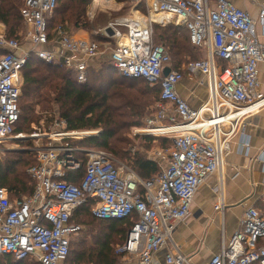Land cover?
<instances>
[{
	"label": "built area",
	"instance_id": "obj_1",
	"mask_svg": "<svg viewBox=\"0 0 264 264\" xmlns=\"http://www.w3.org/2000/svg\"><path fill=\"white\" fill-rule=\"evenodd\" d=\"M57 1L25 0L21 9L29 28L25 43L9 40L0 31V50L6 51L0 55V156L9 152L3 147L7 141L28 139L14 133L21 116L23 72L29 61L58 63L84 85L89 62L100 55L97 42L74 39L62 29L50 38L48 21ZM129 1L144 3L149 17L120 19L106 27L112 29L111 36L106 28L100 33L121 76L161 87L153 115L134 128L133 135L169 141L171 148L160 149L152 157L167 159L166 168L144 181L132 166L121 165L108 152L76 145V141L98 137L99 130L70 131L62 120L58 132L45 134L49 145L28 150L34 152L36 161L27 170L34 183L33 194L20 199L15 191L0 186V257L65 264L72 240L85 230L72 217L95 201L92 215L97 219L138 218L126 243L117 250L123 264H151L153 256L169 246L167 264H192L175 246L173 235L190 216L201 186L215 175L221 180L239 124L264 108L260 91L264 0H239L254 6L256 17L238 6L237 0ZM160 14L185 28L191 44L204 51L205 57L181 71L172 70L168 50L154 43V17ZM167 67L171 72L164 77ZM186 75H198L208 86V97L197 108L190 107L177 91ZM219 192L215 211L224 220L222 188ZM263 240L264 212L250 208L208 264H264Z\"/></svg>",
	"mask_w": 264,
	"mask_h": 264
},
{
	"label": "trees",
	"instance_id": "obj_2",
	"mask_svg": "<svg viewBox=\"0 0 264 264\" xmlns=\"http://www.w3.org/2000/svg\"><path fill=\"white\" fill-rule=\"evenodd\" d=\"M92 1L58 0L54 16L48 21L49 36L52 37L53 31L60 26L67 33H70L71 26L76 31L82 29L81 20ZM115 1L122 3L127 0ZM23 5L24 0H0V23L5 26L9 40H20ZM154 27L158 42L166 45L170 58L174 59V65L171 59L172 70L181 71L183 66L204 58L202 51L191 44L186 29L172 25L162 27L157 24L153 25V30ZM84 28L88 29L87 26ZM184 31L187 36L182 35ZM2 51L0 50V54ZM218 62L221 63V60ZM65 69L36 58L29 61L24 69L23 95L20 100L22 110L15 134L31 132L33 124L38 125L44 116L50 122V116H53L52 113L56 110L60 120L66 121L70 131H100L98 137L80 142L81 147L101 149L129 161L144 181L157 177L160 173L158 164L139 155L132 156L128 151L130 141L119 134L140 127L143 119L154 112L153 108L161 96V87L151 86L143 79H130L119 75L111 58L104 59V65L99 71L91 70L89 81L84 85L78 84L73 72ZM144 141L158 142L163 148L171 147V143L166 140L145 138ZM9 153L17 159L0 161V186L15 191L20 199L31 196L34 191L33 181L25 173L17 171L22 162L31 163L27 159L28 154H6ZM35 163L33 159L25 168V172ZM83 171L84 168L81 172ZM94 206L95 201H89L82 206L74 213L72 222L82 226H99L100 230L93 234L95 244L87 245L82 239L77 245L78 249L72 252L73 239L65 264H123V256L116 254L117 250L113 246L122 247L126 243L128 234L138 218L132 216L123 220H100L92 215ZM262 211L264 212V207ZM260 244L264 245V240ZM0 264L40 263L33 260L16 261L12 256H2Z\"/></svg>",
	"mask_w": 264,
	"mask_h": 264
},
{
	"label": "crops",
	"instance_id": "obj_3",
	"mask_svg": "<svg viewBox=\"0 0 264 264\" xmlns=\"http://www.w3.org/2000/svg\"><path fill=\"white\" fill-rule=\"evenodd\" d=\"M236 4L242 8H247L256 17L257 9L254 6L239 0L236 1ZM155 17L157 20L163 18L161 15ZM23 23L26 25L24 20ZM159 24L176 26L173 18L167 19L166 22H159ZM58 29L66 32L60 26L53 31L54 33L50 38H54ZM0 31L6 35V28L1 23ZM100 31L94 32L95 34L91 38L87 37L84 30L81 29L75 33L66 32L74 39L99 44L100 55L89 62V69L93 68V64L99 60L111 58V53L106 47L107 40ZM16 40L20 42L19 39ZM20 44L23 43L20 42ZM2 52L6 53V51ZM3 53L1 54L3 55ZM202 53L205 57V52L202 51ZM53 64L60 65L58 63ZM260 80L262 84L260 91L264 93V65L260 67ZM177 91L192 108L199 107L208 97V86L198 75H186L178 84ZM225 130H230V126L226 127ZM230 146L231 152L227 156L221 180L215 175L201 186L193 201L190 216L178 226L173 235L175 246L191 258L192 264H208L212 257L220 251L223 238L228 241L238 229L245 212L250 208L262 210L264 207V108L258 113L246 117L239 124ZM240 146L244 147L241 148ZM151 156L153 157V155ZM152 157L147 160L157 163L160 172L166 168L167 159L155 157V160H152ZM221 188L225 204L224 220H222L220 213L215 211V205L220 199L219 190ZM169 250H172L170 246L158 251L153 256L151 264H167L166 255Z\"/></svg>",
	"mask_w": 264,
	"mask_h": 264
},
{
	"label": "rangeland",
	"instance_id": "obj_4",
	"mask_svg": "<svg viewBox=\"0 0 264 264\" xmlns=\"http://www.w3.org/2000/svg\"><path fill=\"white\" fill-rule=\"evenodd\" d=\"M104 2V1H103ZM102 0H100L99 5H95L94 4V0L92 1L91 5L89 6L85 17L81 20V24H82V29L84 30V32L86 33L85 35L87 37H92L94 36V32L100 31L103 28L107 27L109 24L114 23L120 19H126V18H135V19H144L149 17V13L148 10L146 8V5L144 3H133L129 0H127L126 2H122V3H117L114 0H110V3H106L104 2L103 4ZM106 4V5H105ZM108 6V7H107ZM140 12L138 14V18H136L135 13ZM163 18H161V20H157L156 17H154L155 20L159 21V22H166L167 19H169L170 17L168 16H164L161 15ZM140 17V18H139ZM159 22L155 23L157 25L160 26H165L162 24H159ZM88 27V29L84 28V27ZM71 31L72 33L77 32L75 30V28L73 26H71ZM182 29V28H181ZM29 33V28L22 23V30L20 32V42L25 43L26 40V36ZM186 35L187 36V32L184 31L182 32V35ZM96 38V37H95ZM98 39V38H97ZM101 40V39H100ZM154 43L156 45H163L166 46L164 43L162 42H158L157 38H156V34H155V27H154ZM171 56V55H170ZM172 59V57H171ZM174 59H172V64ZM191 61V60H189ZM104 65V60H99V62L94 63L93 64V68L89 69V78H90V71L91 70H95V71H99L100 69H102V66ZM174 65V64H173ZM186 66V65H185ZM183 66V67H185ZM65 69V68H64ZM66 70V69H65ZM115 75V74H114ZM89 81V79H88ZM23 84H24V77H23V82H22V95H23ZM22 98V97H21ZM20 107H21V103H20ZM154 111H155V106H154ZM22 110V108H21ZM37 113H39L38 109H37ZM154 113V112H153ZM153 113L148 114L144 119L151 117L153 115ZM53 116H50V118H52V120L50 122H48L44 116L43 120L38 124L35 125L33 124L32 126V131L31 132H25L22 133L21 135H24V137L28 138V139H23V140H10L7 141L6 143L3 144L4 150H8L9 152H22V153H26L28 154V158L31 163L32 160L34 159V152H28V150L30 149H34L35 147H40V146H47L49 145V140H48V136L58 132V128H60V124L62 122V120H60L58 113H52ZM143 119V120H144ZM64 121V120H63ZM15 134V133H14ZM47 134V135H45ZM15 135H19V134H15ZM34 135H39L41 138H32L34 137ZM120 137L128 139L130 141V145L128 146V151L130 152V154L133 155H139L141 157H144L145 159H150L156 151L162 149L163 147L159 146L158 142H150V141H144V139H140V138H135L133 135V129L130 130V132L125 134H119ZM44 137V138H42ZM81 140L76 141V144H78V146H80L82 143ZM80 143V145H79ZM20 150H26V152L20 151ZM8 153V152H6ZM2 154L0 156V159L2 161H8L11 159H17L15 158V156H13V154L9 153V154ZM109 153V152H108ZM111 154L117 162H119L121 165H125V166H132L133 164L130 163L129 161H126L124 159H120L119 157H116L114 154ZM26 156V157H27ZM24 160H26V158H23ZM29 163V164H31ZM29 164H26L24 162L21 163V165L17 168L18 173H25L26 176L27 172H25V168L27 166H29ZM82 170V169H81ZM91 221L88 220L87 223ZM85 230L83 231V233L79 234L78 236H76L74 238V242H73V246H72V252L76 251L78 249L77 245L79 242L82 241V239H84L87 242V245H94L95 242L93 240V234L97 233L100 230L99 226H90L88 224H86ZM114 249L118 250L120 248L119 245H114L113 246ZM117 254V251H116ZM73 260V258H72ZM122 259V263H123Z\"/></svg>",
	"mask_w": 264,
	"mask_h": 264
},
{
	"label": "water",
	"instance_id": "obj_5",
	"mask_svg": "<svg viewBox=\"0 0 264 264\" xmlns=\"http://www.w3.org/2000/svg\"><path fill=\"white\" fill-rule=\"evenodd\" d=\"M106 32L109 34V35H112L113 34V31L111 28H107L106 29ZM171 72V69L169 67H167L165 70H164V77H167Z\"/></svg>",
	"mask_w": 264,
	"mask_h": 264
},
{
	"label": "bare ground",
	"instance_id": "obj_6",
	"mask_svg": "<svg viewBox=\"0 0 264 264\" xmlns=\"http://www.w3.org/2000/svg\"><path fill=\"white\" fill-rule=\"evenodd\" d=\"M106 2V3H110V0H102V2ZM99 2H100V0H95V4L96 5H99ZM104 2H103V4H104ZM106 5V4H105ZM108 7V6H107ZM135 17H137L138 18V13H135ZM160 15H164V16H168V15H166V14H160ZM169 17V16H168ZM140 18V17H139Z\"/></svg>",
	"mask_w": 264,
	"mask_h": 264
}]
</instances>
